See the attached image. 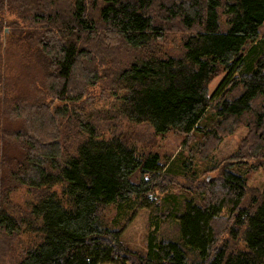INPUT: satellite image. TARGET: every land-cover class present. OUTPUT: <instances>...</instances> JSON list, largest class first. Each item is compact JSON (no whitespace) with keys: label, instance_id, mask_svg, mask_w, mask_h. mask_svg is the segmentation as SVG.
Segmentation results:
<instances>
[{"label":"trees","instance_id":"16d2710c","mask_svg":"<svg viewBox=\"0 0 264 264\" xmlns=\"http://www.w3.org/2000/svg\"><path fill=\"white\" fill-rule=\"evenodd\" d=\"M0 6L27 17L48 91L31 112L29 130L0 136V264H264V190L249 187L243 174L264 168V0H0ZM174 25L185 31L181 55L153 51ZM122 43L146 52L119 70L113 56L96 52ZM2 68L1 54L0 78ZM100 71L112 79L108 116L147 124L156 135H199L206 155L245 116L259 130H249V141L213 168L215 178L195 180L185 196L153 207L156 188L167 192L189 179L192 164L177 157L165 166L158 153L141 150L140 130L104 137L89 115L77 114L72 105ZM73 116L79 130H61L60 119ZM21 188L29 199L16 214L11 199ZM139 202L157 212L145 252L123 244L117 221L106 219L110 207L125 217ZM163 222L178 230L174 236L161 237Z\"/></svg>","mask_w":264,"mask_h":264},{"label":"rangeland","instance_id":"374dc122","mask_svg":"<svg viewBox=\"0 0 264 264\" xmlns=\"http://www.w3.org/2000/svg\"><path fill=\"white\" fill-rule=\"evenodd\" d=\"M169 1L171 0H161V2ZM28 5H34V3L30 2ZM26 15L28 16V13ZM26 19L27 17L24 20L19 18V15L13 9L0 8V21H2L0 55L2 54L3 56V68L0 78V136L2 135V130H29V121L32 120L31 116L33 115L31 112L37 110L35 109L36 105L44 102L42 97L48 92L47 86L45 87L46 75L44 68L37 62L36 51L32 48L30 49L29 46L28 38L32 37V35L28 34V26H25ZM42 25H38L39 28ZM22 30L24 34L21 35ZM167 33L166 41L162 43L156 42L152 47L153 51L158 54L181 55L185 35L184 29L174 25L169 27ZM260 36H264V25L260 30ZM96 52L100 56H113L115 58L114 69L119 70L142 57L146 51L134 49L122 43L113 47L110 52H105L103 49H99ZM83 67L84 65L79 63L77 76H80V71ZM97 70L98 67L93 71L97 73ZM98 78L94 85L87 87L86 95L80 101L72 103L73 108L80 112L77 114L82 115L83 118H85V113L89 115L104 137H110L112 134L111 130H140L143 133V139L139 143L141 150L143 152L158 153L165 166H169L177 157L190 161V164H192L193 172H190L189 179H180L172 183L167 192L161 193L160 189L156 188L152 193L157 198L153 199V207L162 204L161 207L163 206L162 208H164L166 201L172 196H185L187 194L185 188L190 187L192 184H197L196 181L207 176L215 178L219 171L214 172L213 168L221 166L227 158L235 154L243 144L249 141L247 138L249 130H259L254 128L252 118L245 116L239 119L237 124H233V130H236L234 133L224 134L225 136L223 135L224 137L221 141L214 143L213 146H210L211 144L209 143L208 146L212 149L206 151L208 153L206 155L199 150V144L201 146L204 144V138L199 135L186 136L174 132L156 135L147 124H136L128 122L126 119H112L106 113L110 107L106 97H109L112 79L103 71L98 72ZM223 78L224 75L213 81L210 86L211 93L217 89ZM60 105L58 103L57 106ZM210 117L207 116V118ZM76 119V116L68 117L67 120L60 119L61 130H79ZM248 170L245 169L243 173L248 180V186L258 191H263L264 168L259 167L255 171H251L248 168ZM28 199L27 189L21 188L12 197V205H9L17 214L21 212V209H16L15 207L23 206ZM156 214L157 212L152 209L141 207L139 202L135 211L125 217L118 216L115 206L110 207L106 213V219L113 223L114 226L117 221L121 229V241L123 244L136 251L145 252L149 226L152 218H156ZM176 231L177 229L171 223L163 222L161 237L174 236Z\"/></svg>","mask_w":264,"mask_h":264},{"label":"bare ground","instance_id":"6f19581e","mask_svg":"<svg viewBox=\"0 0 264 264\" xmlns=\"http://www.w3.org/2000/svg\"><path fill=\"white\" fill-rule=\"evenodd\" d=\"M96 20H98V19H96ZM100 52H101V51H100ZM101 53H102V52H101ZM93 65H94V64H93ZM140 168H141V167H140ZM164 177H165V176H164ZM161 182H162V181H161ZM177 231H178V230H177ZM177 231H176V232H177ZM171 240H172V239H171ZM186 253H187V252H186Z\"/></svg>","mask_w":264,"mask_h":264}]
</instances>
